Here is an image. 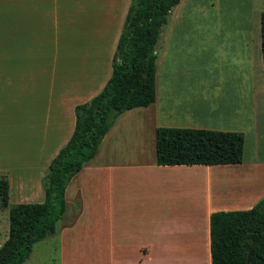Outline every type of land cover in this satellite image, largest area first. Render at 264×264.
Segmentation results:
<instances>
[{
  "label": "crops",
  "instance_id": "1",
  "mask_svg": "<svg viewBox=\"0 0 264 264\" xmlns=\"http://www.w3.org/2000/svg\"><path fill=\"white\" fill-rule=\"evenodd\" d=\"M100 1L104 4V0H0V178L9 181L10 195L14 190H17V196L27 198L41 195L42 162L47 166L56 152L58 155L67 145L76 126V107L90 102L112 76L111 58L108 64L104 57L91 61L80 58L73 65V59L60 61L50 47L52 21L58 22L60 27H68L73 12L83 4H87L89 13L96 12L98 16L103 11L99 8ZM227 1H241L247 5L250 29L256 30L259 21L261 34L264 0ZM131 3L132 0H113L112 11L107 14L112 18L104 48L109 39L110 44L113 43L112 51L116 42L118 46ZM175 13L173 16L177 19L179 14ZM252 41L248 39L246 45L247 48L250 45L254 54L255 41ZM257 42L259 48L258 38ZM58 47L55 46L56 51ZM257 54L259 51L256 50ZM109 64H112V70ZM52 66L55 70L53 80ZM67 68L71 70L67 74L70 76L61 78L62 70ZM66 92L74 100L59 101L60 93L66 95ZM171 100L166 91L161 95L157 92L153 105L120 115L97 155L70 182L67 203L74 185L78 192L75 210L61 233L62 264H71L70 252H77L76 245L70 248L66 242L69 236L65 237L66 230L69 234L86 224L87 200L91 196L95 200L93 188L100 184L111 186L113 193L126 205L122 212L108 220L109 241L113 245V248L109 246L108 252L112 261L132 259L125 254L115 255L118 249H122L116 245H125L130 240L131 251L138 257L149 256L158 245V250L176 260L212 264V215L250 210L263 199L258 197L250 201L249 178L232 173L243 167L244 162L220 166L163 167L157 164V129L179 124L175 121L180 118L175 107L178 105H171ZM54 106H57L58 113L52 120V135L51 127L46 129L42 119L44 122L52 119ZM137 118L143 125L134 130L133 123ZM42 128L46 134L41 140ZM257 139L260 141V136ZM48 153L50 158L46 161ZM257 165L258 168L264 166ZM16 180L21 183L18 185ZM87 188L90 190L88 196ZM77 199L81 202L80 209ZM76 209L78 212L73 216ZM100 210L105 212L106 209ZM163 233L164 243L161 242Z\"/></svg>",
  "mask_w": 264,
  "mask_h": 264
},
{
  "label": "rangeland",
  "instance_id": "2",
  "mask_svg": "<svg viewBox=\"0 0 264 264\" xmlns=\"http://www.w3.org/2000/svg\"><path fill=\"white\" fill-rule=\"evenodd\" d=\"M112 3L113 0H104V4L100 1L99 8L103 11L98 16L96 12L89 13L86 10L87 4L81 5L71 16L72 23L65 28L60 27L58 22L52 21V43H50L52 53L54 55L57 53L60 61L73 59V65L80 58L91 61L92 58L101 60L103 57L107 64L111 58L113 64L117 42L114 51H112L113 43L110 44V39L104 48L109 33L108 23L112 18L111 14L110 16L107 14L112 11ZM174 12L179 14L177 19L173 16ZM249 25L247 5L241 4V1L182 0L172 10L168 25L164 28L157 45L156 78L158 94L161 95L166 91V95L172 99L171 105H178L175 107L180 118L175 121L180 125L176 124L178 126L173 125L170 128L244 134L246 139L244 164L243 167L234 169L232 173L242 175V178H249V200L251 201L258 197L264 198V166L258 168L257 165L264 164V65L259 21L256 30H251ZM123 27L124 24L121 33ZM248 39L250 42L255 41L254 54L250 45L247 48ZM55 46H60L58 51ZM103 49L104 52H102ZM256 50L259 51L257 56ZM112 64L111 66L109 64L111 70ZM70 72V68L62 70L61 78L70 76L67 75ZM54 76L55 70L52 66V80ZM66 98L74 100L73 96L68 97L67 92L66 95L60 93L58 100ZM43 113L42 110L41 115ZM57 113V106H54L52 119L49 121L48 118L47 122L42 119V125L46 129L51 127L52 135L54 130L52 120L56 118L54 116ZM183 115L186 116L183 117ZM135 121L134 130L143 125L138 118ZM45 134L42 128L41 140ZM258 136L260 141L257 139ZM56 157L57 152L53 158ZM49 158L48 153L46 161ZM52 159L47 166L43 162L41 165L44 176L41 179L40 196L35 198L17 196V190H14V194L10 195L9 208L0 209V246L4 245L9 238L11 207L18 204L45 202L44 179L48 175V169L54 160ZM16 182L18 185L21 183L20 180ZM75 186L69 191L67 211L57 225L56 234L38 243L25 264H62L63 234L61 233L72 211L75 210V197L78 192ZM15 187H17L16 184ZM93 189L95 200H92L93 196L87 200L88 207L85 215L87 219L84 221L86 224L69 234L66 230L65 237L69 235L66 241L69 247L76 245L77 248V252H70L68 259L71 264H200V262L176 260L172 255L158 250V245L157 250H153L149 256L138 257L131 251L133 247L130 240L125 245L118 243L116 247L119 246L122 249H118L115 255L125 254L132 259L112 261L111 254L108 252L109 246L113 248L109 241L111 230H108V220H112L114 216L122 212L126 205L113 193L109 185L100 184ZM86 194L87 196L90 194L89 188L86 189ZM76 204L80 209L79 199ZM103 207L106 209L105 212L100 210ZM97 223H100L99 227ZM186 238L192 240L191 237ZM161 242H165L164 233ZM203 264H206V261Z\"/></svg>",
  "mask_w": 264,
  "mask_h": 264
},
{
  "label": "trees",
  "instance_id": "3",
  "mask_svg": "<svg viewBox=\"0 0 264 264\" xmlns=\"http://www.w3.org/2000/svg\"><path fill=\"white\" fill-rule=\"evenodd\" d=\"M181 0H132L104 89L75 109L74 133L52 161L44 179V203L10 209V233L0 264H25L34 247L54 236L67 211L72 179L92 160L118 117L157 100V45L171 11ZM264 64V13L261 15ZM245 136L205 129L158 128L159 166H220L244 162ZM10 206V184L0 178V207ZM212 264H264V198L252 209L217 212L211 219Z\"/></svg>",
  "mask_w": 264,
  "mask_h": 264
},
{
  "label": "water",
  "instance_id": "4",
  "mask_svg": "<svg viewBox=\"0 0 264 264\" xmlns=\"http://www.w3.org/2000/svg\"><path fill=\"white\" fill-rule=\"evenodd\" d=\"M252 252L250 253L248 264H251Z\"/></svg>",
  "mask_w": 264,
  "mask_h": 264
}]
</instances>
